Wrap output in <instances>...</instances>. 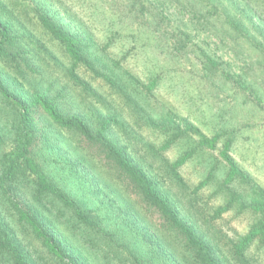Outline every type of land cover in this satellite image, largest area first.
Listing matches in <instances>:
<instances>
[{
    "label": "trees",
    "instance_id": "16d2710c",
    "mask_svg": "<svg viewBox=\"0 0 264 264\" xmlns=\"http://www.w3.org/2000/svg\"><path fill=\"white\" fill-rule=\"evenodd\" d=\"M30 1L35 9L28 11L26 0H0V146L3 138L11 144L0 148V264H96L90 252L107 264H261L264 187L231 155L235 127L208 136L181 116L152 118L139 103L158 77L138 91L133 78L101 56L90 27L45 0ZM122 1L106 7L111 17L123 21L112 13L128 7L123 13L142 18L145 30L138 34L154 36L156 52L191 51L206 88L228 87L238 105L264 113V0ZM22 18L45 40L30 37ZM202 34L223 53L198 45ZM46 44L69 63L62 69L55 62L64 81L52 77ZM97 81L131 107L136 121L146 114L162 136L161 149L149 146L141 154L130 144L123 109L105 103L90 83ZM88 96L100 105L86 103ZM182 144L174 160L163 156ZM219 144L223 168L203 166L205 175L191 186L180 169ZM53 149L63 158L50 175L45 166ZM78 167L94 190L104 188L108 203L76 189ZM207 188L221 200L212 211L200 204L199 191ZM233 213L251 217L245 232L212 224Z\"/></svg>",
    "mask_w": 264,
    "mask_h": 264
},
{
    "label": "rangeland",
    "instance_id": "374dc122",
    "mask_svg": "<svg viewBox=\"0 0 264 264\" xmlns=\"http://www.w3.org/2000/svg\"><path fill=\"white\" fill-rule=\"evenodd\" d=\"M112 1L45 0V3L51 8L67 10L68 14L72 15L73 18L79 19L81 23L90 27L99 42L98 50L101 56L104 57L106 62L116 63V68L122 72L123 77L134 79L130 85L135 86L138 91H145V84L154 78V75L156 78L158 77L157 85L146 95L148 99L143 98L139 103L140 108L143 107L152 118H158L169 113L181 116L187 118L208 136L218 132L223 134L222 129L225 130V127L229 125L234 126V147L231 155L257 184L264 187V113L257 114V110L250 108L249 105H242L243 102L238 105L239 97L236 98V95L231 93L232 91L228 87H222V89L214 88V91L206 88L207 85L201 80L199 63L196 61L195 55L190 53L191 51L166 50L160 54L156 52L153 45L154 36L144 33H141L143 35L138 34L139 31L145 30V27L139 26L142 18L134 20L132 16L127 17V13L123 12H126L124 8H129L124 7L117 13H112L113 16L122 14L118 19L123 21H118L117 17L110 16L111 13H109L107 8H119L123 1ZM26 2H30L26 4L28 11L32 8L35 9L30 0H26ZM21 21L26 26L30 37L34 40L40 39L41 42L45 40L46 36L41 31H38L37 27L26 23L24 18ZM110 39H113L112 41L114 42L107 48L106 44ZM200 40L206 41L207 45ZM199 41L201 44L198 45L202 46L206 51L210 47L212 49L210 51H215L217 55L223 53L221 51L222 46L216 39H209L202 34ZM46 47L48 48V44H46ZM48 49L52 53L54 60L49 62V68L53 72L52 77H57L64 81L63 72L60 66L57 67L55 65V62L61 65L62 69L63 67L65 69V65L69 66V63L57 47L49 46ZM90 83L103 95L105 103L111 102L119 110L123 109V117L130 124L129 130L133 135L130 139V144L137 146L139 153L145 154V150L149 146H152L155 150L161 149L163 144L162 136L159 131L146 123V114L143 111L141 113L143 119L136 121V114L132 112L131 107L124 104V101L118 95L112 94V91L107 86L102 87L99 81ZM78 91L80 92V90ZM79 92L77 93L78 103L81 102ZM149 95L151 96L149 97ZM86 103H93L96 106L100 105L92 96L86 97ZM137 108L140 110L139 107ZM230 130L228 127L226 132L228 133ZM193 138L196 137L193 136ZM10 145L8 139L3 138L0 148L8 150ZM182 146L183 144L179 148L174 147L165 153L163 152V156L170 161L174 160ZM219 148L220 144L217 145L215 151L204 150V152H201L202 154L200 153L201 157L182 166L180 172L191 186L195 187L199 182L201 175L199 177L198 174L205 175L204 172L202 173L203 166L211 167L216 165L217 170L223 168L224 162L219 156ZM56 151V149L51 150L47 157L49 158V166H45V168L50 175L57 174L55 166L63 158ZM82 172L81 168L78 167V178L74 181V183H77L76 189L80 190V193L87 199L100 200L103 198L108 203L109 197H105L104 188L94 190V185L88 179L85 180V175ZM66 174L64 172V175ZM213 192L212 188L199 191L200 204L205 205L210 211L217 208L221 201L219 196L217 198L210 197ZM138 211L143 212L142 214L144 215L147 213L142 210ZM140 217H143V215H140ZM156 217L155 215L152 216V220L157 221ZM217 222L212 224L220 226L226 232L231 233L232 230H236L238 233H243L247 230L251 217L245 213L240 215L236 213L225 214L223 215V220ZM90 253L94 262H97L96 264H107L102 256L94 252ZM123 256H126L125 252H123ZM260 260L261 264H264V257ZM110 264H118V261Z\"/></svg>",
    "mask_w": 264,
    "mask_h": 264
}]
</instances>
